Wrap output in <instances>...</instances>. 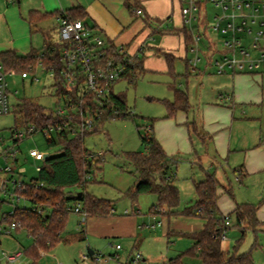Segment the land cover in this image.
Returning <instances> with one entry per match:
<instances>
[{
    "label": "rangeland",
    "instance_id": "1",
    "mask_svg": "<svg viewBox=\"0 0 264 264\" xmlns=\"http://www.w3.org/2000/svg\"><path fill=\"white\" fill-rule=\"evenodd\" d=\"M93 1L10 0L8 4L19 20L17 12L26 17V8L30 7L51 13L38 27H43L55 42L59 41L56 12L76 5L85 9L87 23L95 22L105 36L116 38V42L123 43V46L129 44L131 53H134L132 49L139 43L138 40L146 38L148 49L144 54L139 53V58L143 59L142 70L131 80L122 78L112 85L113 92L124 96L126 110L131 116L109 119L99 130L84 138V144L95 161L86 182V192L110 200L113 209L117 210L116 214H134L139 228L135 237L98 235L93 229H87L85 222L78 224L82 216L71 211L65 226L68 233L64 230L63 235H70L72 239L58 243L41 256L39 263L78 264L80 256L90 249L94 254H87L89 264H134L131 259L137 253L141 256L135 264H164L181 253L182 264H203L198 258L184 253L192 244L188 237L175 235L168 240L163 234L165 225L161 216L166 219L172 216L163 214L167 212L165 208L161 209L159 215L150 213L156 199L153 194H139L136 201L126 195L127 190L135 188L138 180L125 153H145L142 137L153 135L164 146L165 152L174 158L171 169L176 176L179 209L194 201V183L204 180L206 173H214L221 184L229 185L232 189L233 197L224 190L219 191L217 206L221 214L232 211L235 203L258 205L256 217L259 222L253 228L242 231L241 226L235 225L234 217L230 216V226L226 239L221 240V246L227 256L247 254L251 264H264V142L258 145V137L264 138V68L257 72L228 71L217 74L212 63L201 54L207 50L206 43L201 41L198 44L199 54L190 51L189 45L186 51L182 34L170 32L184 29L179 0H151V5H147L148 14L161 20L160 24L158 19H153L155 23L146 20L152 29L146 28L144 16L134 15L124 0H99L107 13L98 8L95 11V6L89 7ZM2 6L0 0V8ZM210 10L213 12L215 9ZM8 22L9 19L5 24L0 23V29L12 39L21 30L22 24L20 21ZM190 29L196 32L194 21L185 24V30ZM25 41L28 48H40L42 33L32 28L30 34L27 31ZM155 48H160V52H154ZM168 48L173 50H166ZM162 51L175 56L172 65L175 77L169 73ZM197 55L200 60L194 62ZM7 80L10 104L28 100L46 109L56 108L57 98L51 88L53 79L42 66L38 65L33 72H29L27 78L22 79L20 73H13L8 75ZM176 88L186 92L189 107L186 111L178 110L174 117H166V102L174 101ZM16 120L12 112L0 115V137L4 139L0 145H12L10 136ZM225 120L232 122L231 129L228 124L224 125L226 127H216V122ZM228 131H231L229 154L224 149ZM218 144L224 147L223 155L217 150ZM30 148L53 155L58 146H48L41 133L19 142L18 164L11 159L7 163L24 167L21 178L25 183L37 177L35 167L42 165L41 159L28 156ZM242 173L245 175L241 176ZM5 189L9 193L14 191L9 183ZM75 191H80V188ZM14 206H29V203L22 198H10L8 193L0 191V216ZM156 221H160V224L155 228L147 227ZM79 230L84 231V240L77 238ZM117 243L121 249H115ZM31 244L32 238L24 229L14 230L9 235L1 234L0 264L29 263L23 251ZM15 251L22 254L15 261L7 262L3 254Z\"/></svg>",
    "mask_w": 264,
    "mask_h": 264
},
{
    "label": "trees",
    "instance_id": "2",
    "mask_svg": "<svg viewBox=\"0 0 264 264\" xmlns=\"http://www.w3.org/2000/svg\"><path fill=\"white\" fill-rule=\"evenodd\" d=\"M124 4L133 13L135 5L129 0H124ZM71 19L86 21L87 13L81 6H73L64 10ZM51 13H41L38 10H30L27 21L32 28L37 29V23ZM56 20L61 17V12L55 14ZM158 19V18H157ZM155 18V20H157ZM159 24L161 20L158 19ZM155 22V21H154ZM157 23V22H156ZM172 33H181L184 38L185 50L191 42L190 34L185 29H174ZM163 33H166L163 31ZM43 41L40 48L31 47L28 53L20 54L13 49L0 51V66L6 73L33 72L40 65L50 72L53 83L52 93L56 96V105L60 99L73 100L75 92L66 91L64 81L60 74L62 63L60 62L61 43L52 41L47 31L42 32ZM157 49V50H156ZM160 48H155L154 52H160ZM163 52V51H162ZM144 54V53H142ZM169 73L175 77L173 72L174 55L163 52ZM143 59L133 57L132 64L129 65L123 78L131 80L142 70ZM144 64V63H143ZM109 102L100 111L99 106L92 107V114H98L94 126L90 130L82 133L70 134V131L62 129L50 137H45L48 146H58L53 155L42 159V165L37 177L32 178L26 184L24 190L19 194L24 196L29 206H14L13 214L7 215L2 222L11 223L18 221L20 226L15 229H24L32 238V244L23 251L29 259L28 264H40L39 260L43 254L48 252L58 243L69 242L72 237L63 235L69 213L77 205L85 213V218H101L112 215V202L105 198L96 197L86 192V182L95 163L91 151L84 144L87 134L95 132L101 128L105 121L117 117H129L122 93H115L110 90ZM189 107L186 92L174 89V101L166 102V117H174L178 110L186 111ZM16 123L12 131L28 123H34L38 127L49 124H60V119L54 116V110L28 101L22 100L12 105ZM77 120V118H76ZM196 130V127L194 125ZM12 133V132H11ZM204 138V136L202 137ZM142 142L146 148L145 153L139 151H129L125 153L126 159L133 165L137 174V180L141 181L134 189L126 191V195L136 201L139 194H153L155 204L151 206L150 212L161 214V209L165 208L170 216L197 217L203 220L202 227L194 232L167 231V237L184 236L188 237L192 244L184 251L198 258L203 264H251L247 254L227 256L221 246L219 232L222 228L223 214L217 206L218 188H222L226 194L233 197L232 189L229 185H223L215 177L214 173H206L204 180L194 183L195 199L190 204L179 209V191L176 186V176L171 165L174 158L169 156L162 148L159 141L152 135L142 137ZM264 142L260 138L258 145ZM241 170V169H240ZM245 174H241L244 176ZM39 184H42L39 186ZM80 188V191H75ZM81 192L80 195L78 193ZM258 205L248 203H235L234 209L227 213L233 216L235 225L241 226L244 231L253 228L259 222L256 217ZM78 239L84 240V231L78 232ZM170 240V239H169ZM240 239H237L239 241ZM164 264H182V253L169 258Z\"/></svg>",
    "mask_w": 264,
    "mask_h": 264
},
{
    "label": "built area",
    "instance_id": "3",
    "mask_svg": "<svg viewBox=\"0 0 264 264\" xmlns=\"http://www.w3.org/2000/svg\"><path fill=\"white\" fill-rule=\"evenodd\" d=\"M183 27L186 23L195 22L196 32L187 31L191 42L189 50L199 54L198 44L203 41L207 50L202 52L205 59L212 63L215 73L223 74L228 71L252 72L264 68V0H179ZM215 10L211 12L210 9ZM59 23L60 74L66 91L75 92V99H60L54 109V116L60 119V124H49L38 127L28 123L12 131L10 139L12 145H0V191L8 193L10 198L24 199L19 191L26 188L21 175L25 169L18 164L17 154L20 153L19 142L23 139L41 133L50 137L65 129L74 134L77 131L91 130L98 114H92V107L99 106L100 111L109 102L108 95L112 85L122 79L132 64L133 57L144 53L147 43L143 41L137 52L129 53L123 46L113 44L97 28L80 19H71L68 13L60 10ZM136 15H142L140 8L133 9ZM160 26V25H159ZM257 28V29H256ZM200 60L197 55L194 62ZM0 66V115L11 112L12 105L8 95V75ZM28 72L20 73V77L27 78ZM77 118V120H76ZM4 139L0 137V142ZM43 153L36 148H30L28 156L33 159H43ZM8 159L17 164L7 163ZM39 171L40 166L35 167ZM8 174V177H5ZM9 183L14 191L9 193L5 185ZM29 183V182H28ZM42 184H39L41 186ZM27 201V200H26ZM72 212L85 218V213L77 205ZM113 212V209L111 210ZM13 214V208L0 216V235L11 234L20 226L18 221L5 223L1 220ZM230 226V216L225 215L219 232L221 240L226 239ZM149 227H154L151 225ZM115 248H120L119 244ZM22 253H4L7 262H13ZM140 259L137 253L131 261L135 264ZM80 264H89L87 254L80 256Z\"/></svg>",
    "mask_w": 264,
    "mask_h": 264
},
{
    "label": "crops",
    "instance_id": "4",
    "mask_svg": "<svg viewBox=\"0 0 264 264\" xmlns=\"http://www.w3.org/2000/svg\"><path fill=\"white\" fill-rule=\"evenodd\" d=\"M9 1L10 0H2L3 6L0 8V23H4L5 24V23H7L8 19H9L8 23H11V24L14 23V22H17V21L19 22L20 21L21 24H22V27H21V30L17 32V35H15V37H12V39H10L9 37L5 36V33H3V31L0 29V51L13 49V50L17 51L20 54H26V53L29 52L31 47H29V48L27 47V43H26L25 39H26V36H27V31L30 34V32L32 30L30 25H29V23H28V21H27V15H28L30 10H38L41 13H44V11H42L38 7L26 8V11H27L26 12V17L22 16L23 13H21L20 11L17 12L18 16L20 17V20H19V18L14 15V10L12 11V7L9 6V4H8ZM129 1L131 2V4L135 5L133 9L140 8L142 10V12H143L142 15L144 16V22H145L146 28L152 29L151 26H148L147 23H146V20H149V21L152 20V22L155 23L153 19H155V18L157 19V17H151L148 14V11H147V8H148L147 5L148 6L151 5L152 1L151 0H129ZM76 6H80V5H76ZM91 6H95L96 7V8H94L95 11H98L97 10V8H98V9H100V10H102V11L107 13V10L100 3L99 0H94L90 4L89 7H91ZM134 15H136V14H134ZM142 15H139V16H142ZM49 16L44 17L43 19H41L37 23V30H40L41 33L45 29L43 27H40V26L38 27V24H40L42 21L47 19ZM90 25L94 26L95 28H97L104 36L106 35L102 29L98 28V26L96 25L95 22L91 23ZM0 27H1V24H0ZM105 37L107 39H109L115 45H118V46L119 45H121V46L124 45L123 43L116 42V38L110 39L108 36H105ZM146 37H148V36H146ZM145 40H146L145 37L140 38L138 40L139 43H137L136 46L132 49V52L136 53L137 49H138V46ZM125 46H123V47L129 53H131L128 50L130 48L129 44L126 47ZM147 49H148V46H147L146 50ZM166 50L172 51L173 49L168 48ZM134 53H132V54H134ZM236 76L237 75H235L234 78ZM227 124L229 125L228 128L231 129L232 128V122L229 121V120L228 121L225 120V122H216V125H217L216 127H221V126L222 127H226L224 125H227ZM230 139H231V131H228L227 146L225 148L223 147L228 154L231 151L230 150V145H231L230 144ZM258 139H260V136L258 137ZM162 148L164 149V146H162ZM223 148L220 147L219 144L217 145V150L219 151V153L221 155H223L224 151H225V150H222ZM221 190H223V189L222 188H218V190H217L218 196H219V191H221ZM234 207H235V205H234ZM234 207H233V209H234ZM116 211L117 210L113 209L112 215H110L108 217L86 218L83 221L81 219L80 221H78V224H80V222H85L86 228L88 229V227H89L91 230L93 229L95 231V233L98 234V235L112 236V237H126V236L135 237V236H137V229L139 228L138 227L139 224H138V221H137V218L135 217V215L134 214L130 215L128 213L116 214ZM229 212H231V211H229ZM150 213L152 215L154 214L152 212H150ZM76 214H78V213H76ZM123 215H127V216H123ZM157 215H159V214H157ZM161 217L164 219L165 228H164V233L163 234L164 235L166 234V236H167V231H169V230L170 231H175V232L176 231H178V232H194V231H198L202 227V224H203V220H201L200 218H197V217L172 216L169 219H166L163 216H161ZM190 222H193V223H190ZM261 222H263V221H261ZM159 224H160V221L151 222L147 227L153 229V228L156 227V225H159ZM143 225H141V228H143L142 227ZM151 225H154V227H149ZM87 229L85 230V233H86ZM65 233H68V231L66 232V229H65ZM169 239L170 238L168 237V240ZM115 245H114V247H115ZM228 245H229V243H228ZM115 249L116 250L121 249V246H120V248H118V249L115 248ZM92 254H94V252ZM140 256H141V254H140ZM79 262H80V258H79ZM78 264H80V263H78Z\"/></svg>",
    "mask_w": 264,
    "mask_h": 264
},
{
    "label": "water",
    "instance_id": "5",
    "mask_svg": "<svg viewBox=\"0 0 264 264\" xmlns=\"http://www.w3.org/2000/svg\"><path fill=\"white\" fill-rule=\"evenodd\" d=\"M47 157H48V154L45 153V154L43 155V159H45V158H47ZM140 182H141V181H138V182L136 183V186H138V184H139ZM80 194H81V192L78 193V195H80ZM87 253H88L89 255H91V254L93 253V251L90 250V249H88V250H87Z\"/></svg>",
    "mask_w": 264,
    "mask_h": 264
}]
</instances>
